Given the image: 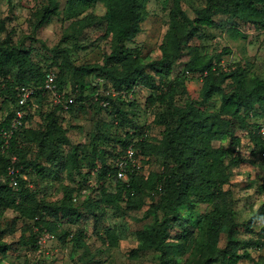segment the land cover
Masks as SVG:
<instances>
[{"label":"trees","instance_id":"1","mask_svg":"<svg viewBox=\"0 0 264 264\" xmlns=\"http://www.w3.org/2000/svg\"><path fill=\"white\" fill-rule=\"evenodd\" d=\"M147 1L66 0L58 12L54 0H50L46 7L34 14V26L46 22L51 14H59L63 22H68L61 41H72L76 49L86 50L99 42H108L110 52L104 55L102 64L75 65L67 51L56 50L60 59L55 63L56 68L44 70L30 59L29 51L0 44V100L3 104L0 108V216L12 209L18 217L33 222L30 242L23 241V244H30L33 251L39 248L37 240L61 229L65 230L63 235L70 237L75 247L85 246L87 233L83 228L70 232L61 227L64 222L79 224L83 219V213L73 203L77 200L73 194L77 189L69 185L63 187L59 205L51 206L39 197V191L28 178L35 175L44 180L65 173L66 180L78 185L80 192L87 190L90 180L84 175L90 172H83L81 164L87 161L92 168L95 164L83 155V145H76L72 151L65 149L70 142L67 129L58 115L59 112H73L80 102H97L102 107L100 101L108 100L109 105L103 108L109 109L110 115H115L116 124L126 125L129 129L124 135L113 138L119 148L114 149L110 162L106 163L104 154L98 156L101 167L96 170L98 186L93 190L99 199L92 203L96 207L102 203L118 210L120 202L125 201L126 208L135 209L146 204L137 199L142 194L158 196L156 201L150 200L146 204L145 211L152 213L153 219L137 231V245L129 255L155 252L159 257L157 264H174V258L186 253L190 256L184 258L183 264L251 261L249 253H237L239 241L235 239L232 209L224 201L223 187L230 182L229 167L237 166L241 161L238 150L244 136H249L254 144L251 154L264 156V137L255 133L264 125L248 121L251 116L264 115V78L251 77L250 69L241 63L224 67L221 65V53L202 54L190 41L196 34L199 38L203 28H221L215 19L218 15L231 16L239 24L260 30L264 36V0H205L203 7L188 11L183 8L181 0H173L169 19L162 26L157 43L160 56L144 64L140 52L130 49L126 43L139 33L146 16ZM98 5L103 6V14L88 12ZM232 33L235 37H245L237 28H232ZM223 50V53L230 52L227 48ZM181 58L184 70L174 73L173 68ZM50 69L56 73L59 87L66 89L67 83L73 86L74 103L67 110L52 104L40 89L46 73L53 71ZM189 75H197L201 79L198 99L177 97L179 86H184ZM93 77L102 78L109 89L132 92L133 95L138 87L149 90L148 103L158 109L164 108L162 112L150 113L154 124L164 126L160 139L153 143L148 135L140 140L147 130L146 125L139 123L136 113L127 117L121 106L112 108L109 95L99 97L96 91L100 83L95 81L96 84L91 85L88 82ZM22 85L37 88L35 96L28 102L33 111L5 145L2 130L10 128L17 106L18 88ZM86 90H89L87 95ZM215 95L219 104L213 108L211 104ZM34 101L51 105V110L43 114V125L37 129L26 126L37 109ZM129 105H135V101H129ZM130 144L139 159L143 154L160 158L161 171L150 172L144 178L139 174V168L127 167L126 178L118 179L116 160ZM31 153L35 154L33 160L29 157ZM12 157L16 158L14 162ZM41 158L48 166L42 165ZM10 165L18 170L13 176L17 180L16 187L12 186V177L8 173ZM75 176L81 179L75 181ZM107 180L113 184V192L105 187ZM258 189L264 194V176ZM89 199L90 202L93 200L89 197L85 201ZM202 205L205 209L200 212L198 207ZM194 213L197 214L195 223L192 222ZM257 213L264 217V201ZM92 216L96 234L103 236L109 247H117L116 228L103 225L100 212L93 211ZM221 233L227 234L228 241L223 249H218ZM258 234L261 238L248 242V246L264 248V224ZM199 236L204 237V243L198 241ZM10 248V244L0 242L1 253ZM253 264H264V256Z\"/></svg>","mask_w":264,"mask_h":264},{"label":"rangeland","instance_id":"2","mask_svg":"<svg viewBox=\"0 0 264 264\" xmlns=\"http://www.w3.org/2000/svg\"><path fill=\"white\" fill-rule=\"evenodd\" d=\"M57 11H61L66 0H54ZM50 0H0V44L14 45L20 49L29 51L30 59L38 63L42 69L46 70L56 68L59 57L56 50L67 51L70 59L75 65L81 64H102L105 54L110 52L109 43L99 42L96 46H90L86 50L76 49L72 41L62 42V34L68 22H63L61 16L57 13L51 14L46 22L40 26H34L36 20L34 14L46 7ZM183 8L187 11L192 8H200L205 4V0H181ZM173 6V0H148L146 4V16L140 24L139 33L132 41L127 42L126 46L130 49H136L141 54V61L146 64L160 56L157 47L158 40L162 33V26L169 19V14ZM88 12L100 15L104 13L102 5H98ZM220 23L221 28H203L200 30L199 38H193L190 43L198 46L202 54L221 53V65L226 67L233 63L244 64L250 69V76L264 78V36L260 30L250 25L239 24L235 19L228 15H218L215 17ZM232 28L239 29L245 37H235ZM92 30H89V32ZM227 48L230 52L223 53ZM186 58H184L185 60ZM183 58L175 64L174 73H180ZM49 67V68H47ZM50 69V70H53ZM54 71V70H53ZM97 81L98 96L107 94L110 89L102 78L93 77L88 79L91 85ZM202 86L201 79L194 75L185 82L184 86H179L177 91L178 98L190 97L198 99ZM67 90L73 89L71 83L65 84ZM89 94V90L84 91ZM111 97V107L121 106L127 112V117L136 113L135 118L141 125H146L149 135V141L156 143L160 139L163 125L154 124L152 112L164 111V108H157L149 104L147 97L149 90L138 87L132 97L119 95H109ZM135 101V105H129V101ZM36 112L27 120L26 126L37 129L44 123L43 114L51 110V105L43 102L36 104ZM218 96L212 99V107L218 106ZM3 106L0 100V108ZM147 106L149 108H147ZM111 109V108H110ZM2 111L0 110V115ZM59 119L62 125L67 129V138L70 142L67 151H72L76 145H83L85 155L94 162L95 168L87 165L83 161L81 169L83 172L89 171L86 176L90 180L87 190L80 192L78 185L68 182L65 173H59L51 179L41 180L32 175V185L39 191L46 204L58 206L59 200L63 196V187L69 185L74 187V196L77 200L74 205L83 213V219L79 224L64 222L61 226L66 231L75 232L78 227L86 231L85 246L78 248L70 241V237H65V230H58L55 233H47L41 239L37 240L39 248L36 251L30 249V244H23V241L30 242V234L33 231V222L18 217V214L12 209L6 210L0 216V242L10 244L11 248L0 252V264H157L158 254L155 252L139 253L137 256H130L129 251L137 245V231L152 221L153 214H147L146 204L150 200L156 201L157 195L150 196L142 194L137 199L144 202L140 208L128 209L125 201L120 202V207L115 210L99 203L94 206L92 201L98 200V193L93 190L98 186L96 180V170L100 169L101 162L98 160L100 154L105 155L106 163L110 162L111 155L118 144L113 141L116 136H122L129 129L126 125L119 126L115 122V115H110L109 109L97 105V102H80L73 112H59ZM134 117V116H133ZM250 123L264 125V115L261 117H249ZM255 132V131H254ZM259 134V131L255 132ZM254 148L253 142L249 136H244L241 141V147L238 150L240 162L237 166L229 167L230 182L223 187L224 201L232 209L233 229L235 239L239 241L238 254L249 253L251 261L243 260L239 264H253L264 256V248H255L248 246V242L261 238L258 231L264 224V217L258 215L257 211L264 201V194L259 192V185L264 176V156L260 153L256 156L251 154ZM36 152V150L34 149ZM29 157L35 159V154L31 153ZM139 164V174L146 178L150 172L158 173L162 169V161L158 157H148L143 154ZM39 161L44 166L48 164L43 160ZM76 177V176H75ZM81 178L76 177L75 181ZM107 179V178H106ZM107 180L104 184L109 192L114 191L112 183ZM94 187V188H93ZM73 196V197H74ZM89 201H85L87 198ZM84 201V202H83ZM96 207V208H95ZM202 212L205 206H199ZM102 214V224L108 227H115L119 238V245L115 248L109 247L103 236H98L93 229L94 218L92 212ZM192 222L197 221V214H192ZM59 235L60 238L59 239ZM198 241L204 243L203 236L198 237ZM228 241L227 234L221 233L217 248L223 249ZM186 253L180 258H174V264H183V260L189 257ZM213 264H218L217 262Z\"/></svg>","mask_w":264,"mask_h":264},{"label":"built area","instance_id":"3","mask_svg":"<svg viewBox=\"0 0 264 264\" xmlns=\"http://www.w3.org/2000/svg\"><path fill=\"white\" fill-rule=\"evenodd\" d=\"M43 90V94L47 95L49 101L54 105H59L64 110H67L68 107L74 103V95L71 93V89L66 90L65 88L59 87L56 83V73L54 71H49L46 73L44 78V83L40 87ZM37 92L36 87L32 86H25L22 85L18 88L17 94V106L14 109V115L11 120L10 128L2 130V136L5 139L4 144L8 145V139L13 134V132L25 124L24 118L33 111L31 106L29 105V100L33 96H35ZM109 95H119L122 97L129 96L132 97V92L126 91H116L114 89H110L107 92ZM100 105L102 107H107L109 105L108 100H101ZM259 134L264 137V126L260 127ZM148 137V131L145 130L141 137L139 138L142 140L143 138ZM15 157H12L13 162L15 161ZM140 164L139 158L135 157V148L132 144H130L127 149L124 151L123 155L118 157L116 160V166L118 168L117 171V178L118 179H125L126 178V168L130 167L131 169H138ZM17 169L14 168L13 165L8 167V173L12 177V186H17V180L13 178V176L17 173Z\"/></svg>","mask_w":264,"mask_h":264}]
</instances>
